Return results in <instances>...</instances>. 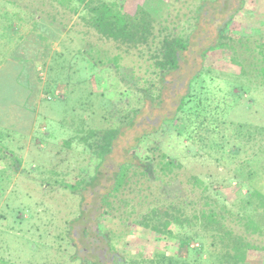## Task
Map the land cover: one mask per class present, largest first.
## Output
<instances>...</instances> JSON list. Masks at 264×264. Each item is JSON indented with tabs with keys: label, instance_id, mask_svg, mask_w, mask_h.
<instances>
[{
	"label": "rangeland",
	"instance_id": "1",
	"mask_svg": "<svg viewBox=\"0 0 264 264\" xmlns=\"http://www.w3.org/2000/svg\"><path fill=\"white\" fill-rule=\"evenodd\" d=\"M110 1L119 2L132 14L142 7L155 21L174 6L173 0ZM238 5L239 0H207L180 68L165 76L160 97L152 101L128 89L134 76L138 88L145 86L144 61L137 57L138 50L124 53L125 46L88 27L82 6L74 13L69 5L60 10L54 0H0V109L3 115H11V119L0 120V264H129L136 253L156 249L185 255L175 237H146L140 228H133L131 220L136 215L132 213L145 209L151 199L144 177L134 179L125 194H119L114 214L100 215V200L113 187L119 165L135 157L151 158L154 146L166 154V161L175 163L176 179L158 172L157 185L167 187L168 183L179 195L181 182L197 176L210 187L212 196L236 198L238 184L233 173L240 158L230 155L232 144L209 149L206 141L198 142L199 136L204 138L198 130L195 141L188 139L181 133L183 121L175 112L192 84L196 92L202 91L207 118L264 126V47L259 46L264 36L254 33L247 49H240V61L249 72L246 77L236 71L239 68L229 54L211 68L203 65L200 56L201 49L214 41L217 27ZM59 15L62 23L67 21L68 30L55 39L52 22ZM38 16L42 19L36 20ZM61 27L64 30L65 25ZM248 29L256 31L258 25ZM118 53L122 57L117 61L113 55ZM27 59L32 66L31 81L36 84L31 95L16 83V73ZM99 59L109 66H98L103 63ZM258 64H262L257 71L260 78L250 74ZM237 83L247 84L248 92L232 94ZM132 108H139L132 125L118 120ZM12 123L13 128L9 127ZM112 128L119 131L111 151L100 161L82 138L91 129ZM223 132L229 135L228 130ZM249 157L255 173L246 184L264 194V147ZM97 168V180L82 187ZM196 196L198 190L191 195ZM97 229L110 238H103ZM111 238L113 251L107 244Z\"/></svg>",
	"mask_w": 264,
	"mask_h": 264
},
{
	"label": "trees",
	"instance_id": "2",
	"mask_svg": "<svg viewBox=\"0 0 264 264\" xmlns=\"http://www.w3.org/2000/svg\"><path fill=\"white\" fill-rule=\"evenodd\" d=\"M57 1L62 5H69L74 13H77L82 6V19L85 24L93 28L101 37L125 46L124 53H128L131 48L138 50L137 57L144 61V64L140 65L146 73V77L142 78L145 86L138 88V79L134 76L135 79L131 81L132 85L128 84V89L152 101L160 97L165 76L180 68L184 51L190 46V39L199 26L201 12L207 3V0H173L174 6L170 13L161 20L155 21L148 10L139 7L132 14L115 1ZM256 25L258 30L248 29ZM254 33L264 36V0H239V5L234 7L217 27L214 41L201 49L203 65L209 68L214 67V62H218L222 56L229 54V60L239 68V70L235 68L233 70L239 71V74L246 77L249 72L244 70L240 61V49H247V44ZM140 46L144 47L140 49ZM259 46L264 47V42ZM121 54L113 56L118 61L122 57ZM30 64V59L24 61L23 66L16 73V83L18 88L31 95V91L34 93L36 91V84L31 81L32 66ZM94 64L96 66V63ZM106 64L108 63L103 61L98 66ZM114 65L118 68L117 62ZM261 65L253 67L250 74L260 78L257 71ZM262 73L264 74V69ZM21 81L23 83H20ZM247 86L245 83L234 84L233 87L237 88V91L232 94L240 95L248 92ZM192 87H194L192 84L189 85V91L181 98L175 112V115L183 121L181 133L184 132L188 139L195 141L194 133L202 131L204 138L199 136L198 142L206 141L207 147L215 151L232 144L229 150L230 155L240 158L233 173V178L238 184L236 198L223 200L212 196L209 193L210 187L197 176L189 177L186 182L180 181L183 188L180 189L179 195L169 189L168 183L167 187L162 184L157 185L155 181H158L160 177L158 172L171 176L170 179H176L173 172L175 163L173 159L166 161V154L159 153L160 149L154 146L151 158L142 159L136 155L139 158L135 157V161L127 159L119 165L113 187L101 196L99 214H114L113 211L116 208L114 203L117 199H121L119 194L122 192L125 194L127 186L134 179L144 177L148 180L145 187L151 199L145 209L132 213V216L136 215L131 220L134 224L133 228H140L141 233L146 237L162 239L175 237L181 246L180 250H185V255L156 249L147 254L136 253V258L129 264H264V194L257 187L246 184L255 173L250 166L249 156L255 149L259 148L261 151L264 147V126L225 123L213 116L207 118L206 108L203 107V98H201L202 91L196 92ZM27 105H31V100ZM11 106L14 107V105ZM28 106L23 107L28 108ZM11 111L13 108L9 112ZM138 112L139 108L127 109L126 113L118 116V120L132 125L133 118ZM5 114L3 115L0 109V120L4 118L8 120L6 117L11 119V115ZM12 125L14 124L12 123L9 127L13 128ZM223 130H228L229 135H226ZM118 131L119 128L91 129L89 135L84 136L82 140L88 148L98 154L102 161L111 151L112 141ZM223 139H226L225 144L222 143ZM4 152L11 155L7 150ZM100 161L98 166L101 164ZM98 168L95 175L82 187L91 185L97 180ZM152 183L156 185H150ZM243 188L244 192H242ZM197 190L198 196L193 199L191 195ZM96 232L107 240L110 238L106 231L97 229ZM190 242L198 245L189 247ZM113 243L112 238L107 243L112 251L115 248Z\"/></svg>",
	"mask_w": 264,
	"mask_h": 264
},
{
	"label": "crops",
	"instance_id": "3",
	"mask_svg": "<svg viewBox=\"0 0 264 264\" xmlns=\"http://www.w3.org/2000/svg\"><path fill=\"white\" fill-rule=\"evenodd\" d=\"M47 1H49V2H52V0H47ZM54 1H56L57 3H58V6H59V9L61 10V8L63 7V8H65L66 9V4H64V5H62L61 3H59L57 0H54ZM62 6V7H61ZM61 12V11H60ZM34 13H37L36 12V10L34 11ZM65 16H66V13H65V15H64V19H65ZM36 18V20H41L42 18H41V16H38V17H35ZM66 23H62V19H61V17H60V15H59V19H57V21L55 22H52V26L54 25V27L55 28H53L52 30V35H53V37L55 38V39H59V35H61V33H62V31L64 32V33H66L67 34V21H65ZM54 23H56L57 25H55ZM62 25H65V28L63 27V29L65 30H62ZM78 34V35H80L81 33H77L76 31L74 32V34ZM82 35V34H81Z\"/></svg>",
	"mask_w": 264,
	"mask_h": 264
},
{
	"label": "built area",
	"instance_id": "4",
	"mask_svg": "<svg viewBox=\"0 0 264 264\" xmlns=\"http://www.w3.org/2000/svg\"><path fill=\"white\" fill-rule=\"evenodd\" d=\"M198 244L197 243H193V244H191V246L193 247V246H197Z\"/></svg>",
	"mask_w": 264,
	"mask_h": 264
}]
</instances>
